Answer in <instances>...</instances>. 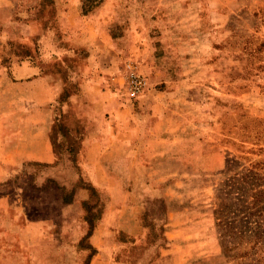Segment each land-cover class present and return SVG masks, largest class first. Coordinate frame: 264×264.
Segmentation results:
<instances>
[{"label": "rangeland", "instance_id": "rangeland-1", "mask_svg": "<svg viewBox=\"0 0 264 264\" xmlns=\"http://www.w3.org/2000/svg\"><path fill=\"white\" fill-rule=\"evenodd\" d=\"M122 5L103 68L86 71L83 50L64 54L55 161L0 180V264H264V0ZM127 60L148 82L136 101L119 86ZM89 109L124 110L127 126L149 130L151 149L119 138L104 158L124 195L80 172ZM110 203L109 225L85 238L87 216L96 226Z\"/></svg>", "mask_w": 264, "mask_h": 264}, {"label": "crops", "instance_id": "crops-1", "mask_svg": "<svg viewBox=\"0 0 264 264\" xmlns=\"http://www.w3.org/2000/svg\"><path fill=\"white\" fill-rule=\"evenodd\" d=\"M83 1L0 0V180L23 165L55 161L49 131L55 112L57 117L60 114L54 105H59L63 90L64 54L83 50L87 53L83 61L86 71L103 68L102 54L110 44L108 23L118 15L116 12L112 16L113 5H124L125 0H103L90 11H83ZM105 116V111H81L90 125L77 159L84 178L113 198L124 194L105 166L111 145L118 144L115 140L120 138V144L135 151L151 146L150 141L142 140L149 130L127 126L124 110ZM114 119L121 124L113 126ZM127 157L132 158L131 154ZM111 207L112 203L105 207V216L88 239H94L98 230L109 225L105 218H109L106 209L112 211Z\"/></svg>", "mask_w": 264, "mask_h": 264}, {"label": "built area", "instance_id": "built-area-1", "mask_svg": "<svg viewBox=\"0 0 264 264\" xmlns=\"http://www.w3.org/2000/svg\"><path fill=\"white\" fill-rule=\"evenodd\" d=\"M119 86L126 100L136 101L148 88V82L137 65L127 60L119 72Z\"/></svg>", "mask_w": 264, "mask_h": 264}, {"label": "trees", "instance_id": "trees-1", "mask_svg": "<svg viewBox=\"0 0 264 264\" xmlns=\"http://www.w3.org/2000/svg\"><path fill=\"white\" fill-rule=\"evenodd\" d=\"M16 55H17V53H15ZM20 54V53H19ZM23 54V53H22ZM24 55H27L25 52H24ZM59 100H60V96H59ZM49 140H50V134H49ZM50 142H51V140H50ZM51 145H52V142H51ZM52 149H53V147H52ZM44 165V164H43ZM263 193V195H264V191L262 192ZM62 203L64 204V199H62ZM86 223H87V229H86V231H85V235H84V237L85 238H88L90 235H91V232H92V229H93V225L91 224V222H90V217L89 216H87V218H86Z\"/></svg>", "mask_w": 264, "mask_h": 264}]
</instances>
